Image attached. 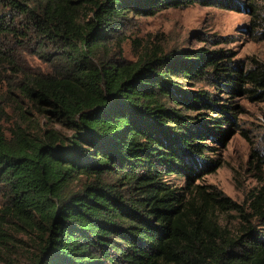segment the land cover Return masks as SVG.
I'll return each mask as SVG.
<instances>
[{
    "label": "trees",
    "instance_id": "trees-1",
    "mask_svg": "<svg viewBox=\"0 0 264 264\" xmlns=\"http://www.w3.org/2000/svg\"><path fill=\"white\" fill-rule=\"evenodd\" d=\"M240 1L0 0V66L19 114L5 128L0 108V264H16L23 246L27 264H264V186L249 210L190 190L216 165L205 140L226 133L233 108L182 82L213 75L218 91L264 98V64L243 71L219 61L222 50L160 48L122 63L107 47L129 14L252 8ZM23 53L46 70L32 72ZM228 210L236 230L216 218Z\"/></svg>",
    "mask_w": 264,
    "mask_h": 264
},
{
    "label": "rangeland",
    "instance_id": "rangeland-1",
    "mask_svg": "<svg viewBox=\"0 0 264 264\" xmlns=\"http://www.w3.org/2000/svg\"><path fill=\"white\" fill-rule=\"evenodd\" d=\"M240 2L251 4L252 8L195 3L149 15L129 14L125 25L107 43L109 57L128 63L137 61L146 51L157 48L164 52L222 50L223 55H218L219 61L229 62V65L243 71L253 69L264 64V0ZM22 56L32 72L46 70L47 65L37 56L27 53ZM104 59L107 57L104 56ZM182 82L184 88L206 90L218 96V102L233 108L230 122L222 125L226 133L223 132L220 138L208 135L205 140V144L211 148L205 156L215 160L216 165L196 175L190 190L194 185H201L206 191L219 193L249 210L250 194L264 186V98L231 93L223 84L219 85L221 90L218 91L212 85L216 82L213 75L209 76L208 81L182 79ZM12 91L5 70L0 66V108H5L7 112L4 116L5 128L19 119L16 103L12 101ZM200 111L205 112L207 118L217 115L211 111ZM197 113L188 111L191 115ZM45 118L42 122H45ZM48 123L65 135L71 134L54 118ZM167 180L179 187H185L187 183V178L183 176L167 175ZM215 214L221 225L232 230L240 227V217L234 210ZM24 248L22 253L14 255L16 264H27Z\"/></svg>",
    "mask_w": 264,
    "mask_h": 264
}]
</instances>
